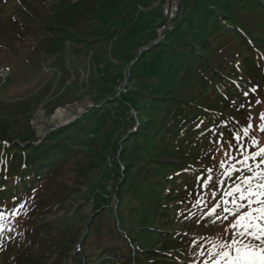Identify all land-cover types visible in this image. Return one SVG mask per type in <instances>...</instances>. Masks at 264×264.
<instances>
[{"label": "rangeland", "instance_id": "1", "mask_svg": "<svg viewBox=\"0 0 264 264\" xmlns=\"http://www.w3.org/2000/svg\"><path fill=\"white\" fill-rule=\"evenodd\" d=\"M190 2L186 1L187 11L192 8ZM205 2L196 0L194 11L200 7L203 10ZM0 18L5 22H0V72L8 74L5 80L0 73L1 138L40 143L49 131L69 127L89 114L92 117L93 110L109 107L107 117L85 124L86 130L97 129L102 139L95 141L91 149L79 150L62 165L54 174L57 178L49 179L48 186L52 187L46 189L45 185L22 208L20 205L2 215L0 264H84L85 254L98 264L95 255L103 247L129 242L125 231L130 225L122 221L125 229L120 228L118 213L130 220L129 210L138 204L137 189H126L120 198L117 192L124 173L122 144L138 126L137 110L130 97L124 96L130 73L141 52L155 50L174 32L180 19L163 33L154 31L165 21L162 0H0ZM26 21L49 26L51 34L62 38L65 52L61 67H44V63L52 65L56 59L39 53L42 33ZM60 30L82 35L74 42L73 35ZM140 41L144 46L135 48ZM173 42L181 44V39L174 36ZM157 52L150 53L146 67L156 63ZM122 54L136 58L128 61ZM138 79L155 80L145 74ZM250 89L239 103L241 110L227 111L238 120V125H231L234 130L230 136L215 132L216 136L210 133L207 138H193L197 145L187 146L186 156L178 158L187 159L196 173L189 188L178 185L179 192L171 196L180 202L176 212L169 215L168 224L177 235L175 242L185 252L183 264H212L216 258L213 244L231 235L226 229L232 218L222 211L228 199L225 193L256 170L259 158L247 162L252 171L241 163L250 152L258 150L252 147L253 138L264 147V132L258 128L264 112V92L256 95L259 90ZM249 119L252 127L245 136L241 129ZM236 133H240L243 149L236 147ZM138 158L137 166L143 155ZM208 177L217 183L209 187ZM57 185L59 190L48 196ZM217 204L220 215L209 216V210ZM224 216L229 219L224 220ZM164 223L162 220L159 225ZM127 252L133 262L134 249L128 248ZM128 262L125 257L119 260V264Z\"/></svg>", "mask_w": 264, "mask_h": 264}, {"label": "trees", "instance_id": "2", "mask_svg": "<svg viewBox=\"0 0 264 264\" xmlns=\"http://www.w3.org/2000/svg\"><path fill=\"white\" fill-rule=\"evenodd\" d=\"M205 1L203 10L200 7L194 11L196 0H191V12L185 7L174 32L156 45L154 59L160 61L158 64L156 61L153 67H146L155 50H144L130 73L124 96L130 97L137 110L138 126L122 144L124 173L117 192L120 198L126 189H137L138 204L129 210L130 220L118 213L119 227L130 225L125 231L129 242L103 247L95 255L98 264H119L124 257L129 259L128 264H183L185 252L175 242L177 235L168 224L169 215L180 203L171 196L179 192L178 185L189 188L196 173L187 159L178 158L186 156L187 146L197 145L193 138L210 133L214 136L215 132L230 136L234 130L231 125H238V120L227 111L241 110L239 103L246 99L244 93L250 86L251 91L259 90L256 95L264 92V0ZM0 22L5 23L2 18ZM26 23L42 33L39 53L56 59L50 66L61 67L65 51L62 38L51 34L49 26ZM60 31L73 35L74 42L82 35ZM174 36L181 39V44L173 42ZM134 46L141 48L144 42ZM122 56L128 61L136 58ZM143 74L155 80L136 81ZM135 85L148 90L144 92ZM107 106L93 110L92 117L89 114L69 127L49 131L40 143L0 137V214L35 198L45 185L46 189L52 187L48 186L51 176L57 178L54 174L62 165L79 150L91 149L95 141L102 139L97 129L86 130L85 124L107 117ZM115 172H120L119 167ZM55 190H59L58 185L47 195ZM162 220L166 223L159 225ZM131 247L133 262L127 254ZM83 259L84 264H93L95 258L89 260L85 254Z\"/></svg>", "mask_w": 264, "mask_h": 264}, {"label": "snow or ice", "instance_id": "3", "mask_svg": "<svg viewBox=\"0 0 264 264\" xmlns=\"http://www.w3.org/2000/svg\"><path fill=\"white\" fill-rule=\"evenodd\" d=\"M244 95L247 96L248 93ZM259 119L261 123L258 128L264 132V112L261 113ZM251 127L249 119L246 126L242 127V133L247 136ZM234 139L236 147L243 149L245 145L241 143L240 133L234 134ZM252 147L258 150L250 152L241 163L252 171L247 162L259 158L256 170L252 175H245L240 183H234V186L225 193L228 199L224 201L225 207L222 211L232 218V223L226 229L231 232V235L227 240L221 237L218 243L213 244L216 258L212 264H264V169L261 168L264 164V147H259V141L255 138L252 139ZM223 166L221 162V167ZM224 174L230 175L231 173ZM206 182L209 187L217 183L211 177H208ZM229 204L231 207H227ZM20 207L22 208L23 205ZM219 207L220 205L217 204L211 208L209 216L212 214L219 216L220 214L217 213ZM2 215L0 214V218ZM229 216H224L223 219L228 220ZM0 231H2V226H0Z\"/></svg>", "mask_w": 264, "mask_h": 264}, {"label": "built area", "instance_id": "4", "mask_svg": "<svg viewBox=\"0 0 264 264\" xmlns=\"http://www.w3.org/2000/svg\"><path fill=\"white\" fill-rule=\"evenodd\" d=\"M182 2L183 0H164L163 12L167 19V23L161 25L157 29V32L163 33L165 28L172 24L171 21L182 13Z\"/></svg>", "mask_w": 264, "mask_h": 264}, {"label": "bare ground", "instance_id": "5", "mask_svg": "<svg viewBox=\"0 0 264 264\" xmlns=\"http://www.w3.org/2000/svg\"><path fill=\"white\" fill-rule=\"evenodd\" d=\"M171 25H172V24H171ZM171 25H170V26H171ZM170 26L166 27L164 31H166V29L169 28Z\"/></svg>", "mask_w": 264, "mask_h": 264}]
</instances>
